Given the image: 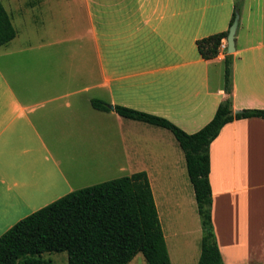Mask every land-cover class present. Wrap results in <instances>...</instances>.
Instances as JSON below:
<instances>
[{"label": "crops", "instance_id": "crops-1", "mask_svg": "<svg viewBox=\"0 0 264 264\" xmlns=\"http://www.w3.org/2000/svg\"><path fill=\"white\" fill-rule=\"evenodd\" d=\"M19 2L5 5L17 35L0 46V236L94 185L103 176L90 160L99 141L124 157L105 168L122 172L127 157L130 174L147 172L173 264L168 237L190 232L179 220L186 157L184 165L169 129L124 117L115 105L164 116L189 133L205 126L228 97L226 52L205 59L197 40L230 28L235 0ZM246 2L231 53L235 111L264 109V0ZM93 99L109 110L96 109ZM210 158L212 222L224 263L264 264V118L225 124Z\"/></svg>", "mask_w": 264, "mask_h": 264}, {"label": "trees", "instance_id": "trees-1", "mask_svg": "<svg viewBox=\"0 0 264 264\" xmlns=\"http://www.w3.org/2000/svg\"><path fill=\"white\" fill-rule=\"evenodd\" d=\"M235 3L230 22L240 11ZM229 29L197 40L201 56L212 59L221 51ZM17 30L0 0V46L10 42ZM224 89L228 97L214 117L200 130L189 133L170 119L115 105L118 114L169 129L186 157L194 187L203 236L197 264H225L212 222L210 145L223 126L236 119L264 118V109L243 108L235 112L232 101L233 55L224 50ZM96 109L109 105L93 99ZM66 252L67 264H129L142 253L148 264H172L154 193L146 171L116 177L74 190L19 220L0 236V264H55L45 253Z\"/></svg>", "mask_w": 264, "mask_h": 264}, {"label": "rangeland", "instance_id": "rangeland-1", "mask_svg": "<svg viewBox=\"0 0 264 264\" xmlns=\"http://www.w3.org/2000/svg\"><path fill=\"white\" fill-rule=\"evenodd\" d=\"M2 1L6 6H9L10 1H16V6L18 5L17 2H19V0H2ZM60 1L62 3L61 7L67 6L65 3L66 0H60ZM236 1L237 0H235V3ZM247 2L246 0H241L239 13L240 16L242 15V18L245 17V13L247 10ZM60 18L64 19V22H67L68 14L67 13L62 14L60 15ZM22 23H23L22 20L19 21V19H17L16 24H18L17 25L18 27H20ZM140 124L149 127L148 124H144V123H140ZM166 131L169 134L171 133L168 130ZM170 135H172L173 139H175L172 133ZM142 139H146L143 133H142ZM174 141H176V139ZM176 145H177L176 147H179V151L181 153V159L185 165L186 162H185L184 152L178 143ZM117 152L118 151L114 147H110L106 145V143L102 144L99 141H97V144L94 143V146L90 152V160L92 162L93 168L98 169L94 172H98L97 175H103L101 177H96L94 179V184L98 182H102V180H104V178L107 177L104 174H107L109 176H112L114 174H119L116 176H124L130 174L127 157L125 161L123 160V162H125L124 171L119 173H113L111 168L110 169L109 167L105 168L106 167L105 165H110L112 163L117 165L122 161V159H124V157L120 155V152L119 154H117ZM105 154H107L109 164L101 163L102 159L100 160V158H105ZM88 157H89V150L86 149V158ZM98 160L100 161L98 162ZM101 167H103V171L100 170ZM186 177H188L187 178L188 184L186 191H184L185 192L184 195L186 196L187 202L183 206V210L181 211V216L179 220L184 222V228L190 229V232H185L178 239H173V237H168L169 247L171 249L172 258H173V264H197L201 255V240L203 236L202 222L197 208L193 185L189 179V176L186 175ZM43 257L47 259H52L55 264L68 263V256L66 252L45 253L43 254ZM129 264H148V263L144 255L142 253H139L134 257V259Z\"/></svg>", "mask_w": 264, "mask_h": 264}, {"label": "water", "instance_id": "water-1", "mask_svg": "<svg viewBox=\"0 0 264 264\" xmlns=\"http://www.w3.org/2000/svg\"><path fill=\"white\" fill-rule=\"evenodd\" d=\"M239 19H240V13L237 12L236 17L234 19V22L232 23V25L229 28V34L227 37V52L229 54L233 53L236 49L235 46V35H236V31L238 28V24H239ZM239 110H236L235 112H238Z\"/></svg>", "mask_w": 264, "mask_h": 264}, {"label": "built area", "instance_id": "built-area-1", "mask_svg": "<svg viewBox=\"0 0 264 264\" xmlns=\"http://www.w3.org/2000/svg\"><path fill=\"white\" fill-rule=\"evenodd\" d=\"M224 41L221 44V49H226L227 48V42L225 39H223Z\"/></svg>", "mask_w": 264, "mask_h": 264}, {"label": "bare ground", "instance_id": "bare-ground-1", "mask_svg": "<svg viewBox=\"0 0 264 264\" xmlns=\"http://www.w3.org/2000/svg\"><path fill=\"white\" fill-rule=\"evenodd\" d=\"M102 159V162L101 163H104L105 162V159L104 158H100V160ZM98 160V162L100 161Z\"/></svg>", "mask_w": 264, "mask_h": 264}]
</instances>
